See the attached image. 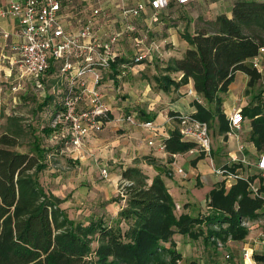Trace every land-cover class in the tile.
Instances as JSON below:
<instances>
[{
	"label": "trees",
	"instance_id": "16d2710c",
	"mask_svg": "<svg viewBox=\"0 0 264 264\" xmlns=\"http://www.w3.org/2000/svg\"><path fill=\"white\" fill-rule=\"evenodd\" d=\"M182 37L189 44L182 57L154 64L156 72L149 79L154 90L169 93L193 81L196 110L186 114L207 122L216 135H227L231 128L224 96L236 73H246L250 100L241 112L250 120L249 140L264 153V88L255 90L263 74L250 63L264 47V0H235L231 16L220 14L204 29L185 31ZM124 61L129 62L117 58L113 73ZM27 136L28 150H20ZM163 142L170 154L195 147L179 128ZM47 154L22 117H6L0 132V264H178L182 254L175 234L241 241L250 232L246 223L264 217V185L257 194L251 189L257 178L263 181L262 174L244 176L232 164L223 166L238 175L231 186L224 181L208 194L213 214L200 218L178 210L161 173L151 178L141 167L128 166L113 199L123 202L117 216L75 219L62 207L64 199L41 181ZM255 258L264 262V254Z\"/></svg>",
	"mask_w": 264,
	"mask_h": 264
},
{
	"label": "crops",
	"instance_id": "0c3cea01",
	"mask_svg": "<svg viewBox=\"0 0 264 264\" xmlns=\"http://www.w3.org/2000/svg\"><path fill=\"white\" fill-rule=\"evenodd\" d=\"M14 1L22 2L23 0H0V89L7 86L8 83L12 84V79L16 81L20 78L19 54L16 48L21 41V22L19 16L8 12L11 3ZM149 1L85 0L83 5L88 9L100 7L102 9L100 20L103 23L101 30L109 31L119 25L115 21L120 19V7L135 6L139 3L147 4ZM234 1L195 0L180 5L176 0H169V6L161 12L158 22L151 21L152 9L148 5L144 14L136 19L138 33L147 30L150 32L152 40L154 37H162L166 46L164 50H159V55H156L155 49H158V46L156 43L150 45L153 50L152 60L130 67L129 77L130 74H135L139 70L154 65L153 62L157 57H160V62L163 61L161 57L165 55L169 56V59L182 57L189 46L182 34L185 31L195 33L204 29L208 22L220 14L231 16ZM173 2L181 7V12L176 16L167 17L169 15L168 10L173 7ZM83 5H81V9L85 8ZM172 18L176 20H172ZM67 28L74 30L76 25L70 24V27ZM129 40V38L121 40L119 53L122 58L131 62V57L136 51L133 52L132 49L125 48V45H131V42L128 44ZM167 61L160 64L165 65ZM250 63H252V59ZM261 66L262 68L264 66V56L261 59ZM57 73L50 75V79H57V82H60L66 90L67 79ZM128 75L123 79H118L114 77V74L104 73L101 88L105 100L111 108L109 120L106 121L101 131L93 132L85 140L83 146L78 149L71 150L66 148L63 141L59 142L64 144L63 150L65 149L67 153L70 152L71 154L68 155L72 158H80L82 163L91 164L99 160L103 163V167H106L107 164L109 168L115 167L117 170L115 175L117 179H120V182L122 170L128 166L141 167L151 178L161 173L176 204L181 206L182 212L200 218L206 214H213L214 209L208 205L209 192L217 184L225 181V184L230 185L234 181L225 175L216 173L215 168L236 164L238 165L236 170L240 174L244 176L255 174L250 165L257 163L261 153L249 140L250 120L245 118L241 128L234 129L231 134L216 135L211 157L198 151L170 154L165 148L158 147L157 143L168 137L172 130L180 129L179 115L195 112L196 108L193 101L198 96L194 90L193 81L178 90L164 93L154 90L153 84L149 80H136L135 77L131 79ZM248 81L249 76L246 73L242 71L236 73L235 80L224 96L223 107L228 117L234 110L248 104V98L245 95ZM120 94L122 96L127 95V97H118ZM133 106L140 107L137 111L128 114L126 111ZM127 114L134 115L135 122L120 120L122 116H128ZM148 120L155 122L156 128L154 130L141 125L142 122ZM150 140H153L154 144H149ZM241 147L243 148L241 149ZM251 160L255 162L252 163ZM179 168L183 171L180 172ZM254 183L258 186L261 183L264 185V180L258 184L256 179ZM227 185L226 187L229 188L230 186ZM262 194L264 196V191ZM122 206L123 202L114 201L109 203L102 212L92 210L84 212V214L88 217L93 215L104 216L105 219L109 220L117 216ZM62 207L66 209L65 206ZM263 222L264 217L252 220L248 224L250 232L244 240L227 239L222 241V247L218 246L217 237L205 241L203 235L192 238L189 235L175 234L176 249L182 254L180 264H218L216 262L218 256L212 257L215 250L224 253L221 264H245V252L249 251L254 258L256 254H264V240H261L263 230L261 231L259 228ZM198 227L199 225L196 226V228ZM200 227L206 230L205 223H202ZM216 254L214 253V255ZM227 254L231 258L230 263H226ZM257 262L264 264L263 261L257 260Z\"/></svg>",
	"mask_w": 264,
	"mask_h": 264
},
{
	"label": "built area",
	"instance_id": "2783aa9c",
	"mask_svg": "<svg viewBox=\"0 0 264 264\" xmlns=\"http://www.w3.org/2000/svg\"><path fill=\"white\" fill-rule=\"evenodd\" d=\"M84 1H14L8 10L12 15L19 16L21 22V41L16 48L19 54L20 79L31 77L35 85L41 88L42 78L52 63L54 66L58 63L59 69L56 72L67 79L62 99L63 109L54 124V126L62 124L63 129L55 132L52 139L57 142L63 141L66 148L71 150L83 146L85 140L93 132L101 131L106 121L109 120L111 108L101 88L104 73L114 74L115 78L123 79L133 65L152 60L153 50L145 46L148 31L138 33L136 19L144 14L149 5L152 9L151 21L158 22L161 12L169 6V0H150L147 4L122 6L119 10L120 19L115 21L119 23L118 27L102 31L101 24L103 23L100 20L102 9L100 7L88 9L83 5ZM192 1L195 0H176L180 5ZM81 5L85 8L81 9ZM70 24H75L76 29H68ZM125 38L130 39L136 52L131 57V62L119 63L118 71L113 73V64L120 57V42ZM263 56L264 47H261L259 54L252 58V64L262 73L261 59ZM11 85L12 92L23 87L20 80ZM241 110L242 108L234 110L229 117L231 129L227 134H231L234 129L241 128L245 120ZM178 118L183 139L195 143V147L189 149L188 152L198 151L211 157L213 147L208 123L191 114H182ZM120 120L133 123L135 116L124 115ZM141 125L151 130L156 128L153 120L142 122ZM149 144H154V141L150 140ZM157 146L165 148L163 140L157 143ZM256 166L264 174V153L260 154ZM179 171L183 170L179 168ZM215 171L232 181L238 177L237 174L224 167L215 168ZM102 173L105 177L108 176L106 168L102 170ZM251 189L254 194H257L258 185L252 183ZM176 207L181 210L179 204H176ZM248 224L246 223L247 226ZM217 244L220 247L223 246L220 240ZM226 257L229 258V254ZM244 261L245 264H259L249 251L244 253Z\"/></svg>",
	"mask_w": 264,
	"mask_h": 264
},
{
	"label": "rangeland",
	"instance_id": "374dc122",
	"mask_svg": "<svg viewBox=\"0 0 264 264\" xmlns=\"http://www.w3.org/2000/svg\"><path fill=\"white\" fill-rule=\"evenodd\" d=\"M172 6V9L168 10L169 15H167V17L172 15L176 16L181 12V7L177 6L176 2H173ZM172 20L176 19L172 18ZM150 36V32H148V39L145 42V46L150 47V45L156 43L158 49H155V54L159 55V50H164L166 45L162 41V37H154L152 40ZM130 42L129 40L128 44ZM125 48L132 49L133 52L136 51L132 44L125 45ZM161 58H163L164 62L169 60V56L166 55ZM161 62L160 57H157L153 63L160 64ZM148 64L151 63L148 62ZM58 69L59 65L56 63L54 67H51L49 71L46 72V76H44L41 82V88L35 85L31 77H23L22 79L19 78L23 86L20 90L12 92V85L10 83L0 89V132L1 126L5 124L7 116L16 114L22 117L23 124L29 127V129L34 130L35 134L40 138L42 146L48 152L46 156L48 168L41 173L42 183L48 190L53 191L56 195L64 199L62 206L66 207L71 217L83 220L88 217L84 212L92 210H100L102 212L109 203L114 202L113 199L119 194V185L121 182L120 179L116 178L115 173L117 170L115 167L109 168L108 164L106 167H103V163L99 160L91 164H88V162L82 163L80 158H72L68 155L71 154L70 152L67 153L65 149L63 150V148H65L63 143H59L52 139L55 132H60L63 129L62 124H58L57 126H54V124L55 121L58 120L57 116L59 112L63 109L62 99L65 89L60 82H57V79H50V75L54 74V71H58ZM155 70V65H152L143 70H139L135 74H130V77L129 75L128 77L131 79L135 77L136 80H149L152 75L155 74ZM262 70V80L256 86L255 90L264 88V66ZM11 81L17 82L18 80L15 81L12 79ZM233 92L234 90L232 93ZM245 95L249 101L250 95L246 93ZM118 97L126 98L127 95L122 96L120 94ZM139 107L140 106H133L126 112L131 114L137 111ZM45 128H50L52 130L55 128L57 129L46 134L44 131ZM209 129L213 147L216 133L214 129L210 127ZM27 137L28 138L23 139L24 145L19 148L20 150H28L27 141L30 139V136ZM251 161L252 163L255 162L254 160ZM111 165L114 164L111 163ZM250 166L253 168L255 174H263V172L256 167L255 163ZM104 168L108 171L107 177L102 173ZM257 181L259 182L258 184H260L261 180L259 178H257ZM259 228L261 231L263 230L261 240H264V222L260 224ZM214 253L217 254L214 255ZM214 256H218L216 262L221 264L224 253L215 250L212 254V257ZM225 259L226 263L231 262V258Z\"/></svg>",
	"mask_w": 264,
	"mask_h": 264
}]
</instances>
